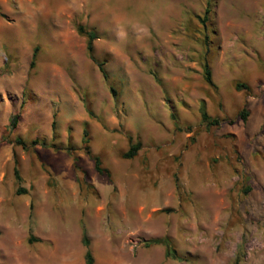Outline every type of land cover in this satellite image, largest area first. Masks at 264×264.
I'll list each match as a JSON object with an SVG mask.
<instances>
[{"label":"rangeland","instance_id":"obj_1","mask_svg":"<svg viewBox=\"0 0 264 264\" xmlns=\"http://www.w3.org/2000/svg\"><path fill=\"white\" fill-rule=\"evenodd\" d=\"M207 1L0 0V264H86L83 230L92 264H264V0Z\"/></svg>","mask_w":264,"mask_h":264},{"label":"trees","instance_id":"obj_2","mask_svg":"<svg viewBox=\"0 0 264 264\" xmlns=\"http://www.w3.org/2000/svg\"><path fill=\"white\" fill-rule=\"evenodd\" d=\"M210 7H211V0H208L207 4L205 6V9H204L203 16H198L199 20L203 24H205V22L209 18V14L211 12V8ZM78 30L81 33H84L87 36L86 48H87L88 55L96 63V65H97L98 69L100 70V72H101L102 76L104 77V79H106L107 78V72H106V70L104 68V62L100 61V60H97L94 57V55H93V40L96 38V33L92 29L85 30V28L83 26H81V25L78 26ZM205 39H207V36H205ZM36 52H37V47H34L33 51H32L31 61H30V66L31 67L34 66ZM204 72H205L206 81L209 82V83H212L211 71H210L209 63L207 61H205V63H204ZM235 87H236V89H241V88H246L248 86L246 84H244V83L238 82L235 85ZM110 89H111L112 93L114 94L115 93L114 88L110 87ZM200 113H201L202 121L205 122L208 125L218 124L220 122L218 117H213V116H210L208 114V112L206 111L205 104H204L203 101L200 104ZM246 115H247V109L245 107H243V109L240 112V116H241L242 119H245ZM172 117L174 118V114H172ZM17 119H18V114H13L11 119H10V122H9L11 128L15 127V125L17 123ZM55 126H56V123H55V120L53 119L51 121V127H52L53 130H55ZM15 140H16V142L21 144L23 147L26 146L25 142L22 139L16 138ZM82 141L85 144L84 148L86 150V153L89 154L91 156V158L93 159L94 167H95L96 171L99 172V173H106L107 175H109V171L102 167L100 157L98 155L91 154V152L89 150V146L87 145V143H88V130L86 128L83 129ZM31 143L32 144H36V143H38V140L37 139H33ZM41 145H45V142H41ZM140 147H141V142L139 140H136L135 142L130 143L128 149L123 153V157H125V158L133 157L134 155H136V153L138 152ZM15 162L17 164L16 158H15ZM76 162H77V158L74 157V166L77 169H80ZM14 176H15L17 181L21 180L17 165H15V167H14ZM20 191H24V189H22L20 187L17 188V192H20ZM82 242H83L84 246L86 247L85 263L86 264H92L93 256H92V252H91V250L89 248V240L87 238L85 230H83ZM147 243L148 244L163 243V244L166 245V254L167 255H171V251L172 250L170 249V246L168 244V239L167 238L155 237V238L149 239L147 241Z\"/></svg>","mask_w":264,"mask_h":264},{"label":"crops","instance_id":"obj_3","mask_svg":"<svg viewBox=\"0 0 264 264\" xmlns=\"http://www.w3.org/2000/svg\"><path fill=\"white\" fill-rule=\"evenodd\" d=\"M166 17H164V19H165ZM166 20V24L167 25H169V20H170V18H168V19H165ZM156 25H158V26H160L161 27V25L159 24V23H156L155 21H153ZM165 22V21H164ZM162 26H164V25H162Z\"/></svg>","mask_w":264,"mask_h":264}]
</instances>
